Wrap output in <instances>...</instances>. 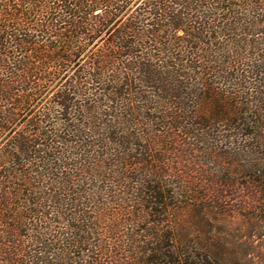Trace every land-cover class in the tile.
I'll return each instance as SVG.
<instances>
[{"label":"trees","instance_id":"trees-1","mask_svg":"<svg viewBox=\"0 0 264 264\" xmlns=\"http://www.w3.org/2000/svg\"><path fill=\"white\" fill-rule=\"evenodd\" d=\"M255 236L264 0H0V264H256Z\"/></svg>","mask_w":264,"mask_h":264},{"label":"rangeland","instance_id":"rangeland-1","mask_svg":"<svg viewBox=\"0 0 264 264\" xmlns=\"http://www.w3.org/2000/svg\"><path fill=\"white\" fill-rule=\"evenodd\" d=\"M199 160L203 162V158L199 157ZM185 161H182V164H184ZM199 163L198 165L201 166H205L206 168H208V164L205 163L202 164ZM185 168V167H184ZM199 167H197L196 169L198 170ZM186 169V168H185ZM200 170L198 173H196L197 176L200 175ZM248 244V248L247 249V253H248V257L254 261L256 264H264V237H253L249 239V243Z\"/></svg>","mask_w":264,"mask_h":264}]
</instances>
